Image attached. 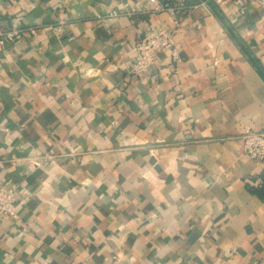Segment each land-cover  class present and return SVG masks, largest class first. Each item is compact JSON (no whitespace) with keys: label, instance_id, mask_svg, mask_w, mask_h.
I'll return each mask as SVG.
<instances>
[{"label":"crops","instance_id":"crops-1","mask_svg":"<svg viewBox=\"0 0 264 264\" xmlns=\"http://www.w3.org/2000/svg\"><path fill=\"white\" fill-rule=\"evenodd\" d=\"M177 1L182 60L137 77L132 42L172 23L149 0H4L0 264H264V159L240 147L264 132V10Z\"/></svg>","mask_w":264,"mask_h":264},{"label":"built area","instance_id":"built-area-1","mask_svg":"<svg viewBox=\"0 0 264 264\" xmlns=\"http://www.w3.org/2000/svg\"><path fill=\"white\" fill-rule=\"evenodd\" d=\"M154 3V9L166 11L172 18V23L167 28H161L157 31H151L148 35L139 37L132 42V50L135 52V60L130 66V73L137 77L149 76L151 70L156 66L157 53L166 50L169 53L171 62L177 64L182 60L174 42L173 36L177 31L181 16L185 11L193 7L192 4H185L182 1L170 0H149ZM207 0L204 2L206 3ZM218 2L220 0H213ZM239 12H244L245 0H234ZM264 10V0H255ZM202 2V3H204ZM4 0H0V48L6 42H12L19 38L20 32L17 28L8 25L1 11L3 10ZM24 33V32H22ZM241 151L254 161L264 159V132H256L250 128H244L240 135ZM13 192L4 190L0 187V218L3 215L14 213Z\"/></svg>","mask_w":264,"mask_h":264},{"label":"trees","instance_id":"trees-1","mask_svg":"<svg viewBox=\"0 0 264 264\" xmlns=\"http://www.w3.org/2000/svg\"><path fill=\"white\" fill-rule=\"evenodd\" d=\"M259 72L261 73V75H262L263 78H264V71H262V69H261V70L259 69ZM262 180H263V184H262L263 187H261V188H259V189H258V188H252L251 191H252L253 193H257V194L259 193V194H261V195L264 194V176H263Z\"/></svg>","mask_w":264,"mask_h":264}]
</instances>
